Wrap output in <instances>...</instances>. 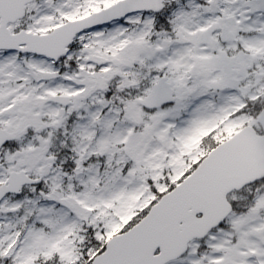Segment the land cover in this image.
I'll return each mask as SVG.
<instances>
[{"label": "snow or ice", "instance_id": "1", "mask_svg": "<svg viewBox=\"0 0 264 264\" xmlns=\"http://www.w3.org/2000/svg\"><path fill=\"white\" fill-rule=\"evenodd\" d=\"M0 264H264V0H0Z\"/></svg>", "mask_w": 264, "mask_h": 264}]
</instances>
